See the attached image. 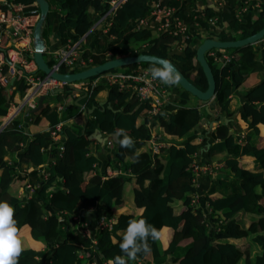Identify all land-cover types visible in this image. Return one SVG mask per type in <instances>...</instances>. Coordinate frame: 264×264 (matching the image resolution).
I'll use <instances>...</instances> for the list:
<instances>
[{"label": "trees", "instance_id": "1", "mask_svg": "<svg viewBox=\"0 0 264 264\" xmlns=\"http://www.w3.org/2000/svg\"><path fill=\"white\" fill-rule=\"evenodd\" d=\"M11 1L23 4L26 13L40 14L36 0ZM46 1L50 11L44 20L42 37L46 39L48 34L52 39L55 30L58 45L66 43L70 30L74 40L88 33L109 8L104 0ZM150 1L127 0L117 12L108 35L100 38L101 31H98L90 38L94 49L109 50L113 54L107 57L92 53L93 65L118 57L136 56L139 53L134 51V46L149 42L145 53L169 59L191 83L206 91L208 81L196 55L203 41H236L264 28V0H260L259 11L250 9L242 20L233 18L232 10L239 2L243 4L249 0H226L227 7L220 9L208 4L200 9L195 0L182 3L166 0L181 8L180 15L190 26L199 23L201 27V37L190 39L182 52H176L173 50L178 39L172 35L156 33L153 27L133 30L134 21L150 15ZM213 17L218 18L219 27H225L219 33L210 32L209 19ZM225 22H228L227 27ZM111 35L119 39L116 45L109 43ZM6 44L5 40L0 45V54L5 55L9 50ZM230 50L236 61L229 66L221 67L208 60L217 83L212 100L230 120L238 121L247 130L244 144L231 133L225 117H217L215 129L200 142L188 140L201 132L204 118L212 119L206 108H202L212 100H200L178 81L168 85L172 94L167 105L175 109L168 111L166 105L152 121L155 119L167 134L185 143L163 146L159 154H153L147 147V141L152 138L148 115L152 105L141 102L132 92L119 91L116 86L98 85L84 97V94L74 96L73 88L67 85L62 93L47 95L42 108L31 112L33 120L27 124L37 128L36 132H26L22 117L4 128L0 133V201H7L15 209L14 219L23 246L17 264H109L118 255L123 256L127 264H264V136L261 130L264 128V77L261 78L264 39ZM45 59L49 66L55 62L47 53ZM8 66H3L4 75H9ZM140 67L151 69L159 65L140 63L115 70ZM61 71L66 72V69ZM37 73L45 76L40 70ZM27 74L23 73L7 87L0 84V117L8 115L16 93L23 97L29 90ZM101 93H106L104 99L100 98ZM238 95H244L246 101L231 112L232 97ZM80 97L84 98L77 104ZM59 103H64L61 116L57 109ZM94 107V112L90 113ZM59 121L64 123L63 133L67 137L62 156L59 149L52 148L51 130ZM96 130L109 136H116L118 130H123L133 140V146L126 148L119 143L123 136H116L114 148L109 153V160H115L120 173H105V166L92 153L90 145L94 140L90 136ZM203 150L211 162H224L204 195L209 205L208 215L193 203L197 187L191 165L194 155L198 153L200 157ZM9 154H18L19 161L9 162ZM243 156L253 157L260 170L247 171L240 161ZM49 158L55 162L48 164ZM25 164L32 166L33 171L18 173L17 168ZM45 164L42 171H47V178L39 171ZM28 179L36 185L35 191L32 198L21 202L18 195ZM132 181L134 199L129 210L125 187ZM229 183L238 186L227 193L216 191L217 184ZM258 188L261 192L257 195ZM94 208L99 210L92 227L83 225L87 222L82 214ZM102 213L113 219L111 230L97 228ZM141 218L157 229L170 228L171 234L167 238L163 231L159 241L149 239L150 252H140L135 260H127L119 244L129 220ZM88 229L91 235L86 234ZM29 238L32 243L41 241L46 247L40 250L29 245Z\"/></svg>", "mask_w": 264, "mask_h": 264}, {"label": "built area", "instance_id": "2", "mask_svg": "<svg viewBox=\"0 0 264 264\" xmlns=\"http://www.w3.org/2000/svg\"><path fill=\"white\" fill-rule=\"evenodd\" d=\"M104 1L105 4L109 6L108 10L99 20L96 21L88 33L80 36L78 39L74 40L72 36L63 45L49 47L46 40L42 37L45 42L44 57L45 53H47L50 60L53 59L55 61L54 64L50 66L54 72L73 74L95 67V65H93V58L91 56L93 53L91 50L94 49L90 50L88 47L90 38L98 31H101L100 38H102L104 35H108L117 12L123 7L124 3L127 2V0ZM165 1L166 0H151L150 15H148L146 18L144 17L134 21L133 30L140 31L149 27H153L155 28L156 33L164 32L168 35H172L178 39L176 44L177 46L173 51H182L187 41L193 38L201 37L200 24L196 23L194 26H190L180 15V7L172 6ZM179 1L182 3L186 0ZM212 1L213 7H216V9L227 7L226 0ZM251 1H256V4H251ZM250 9L259 11L261 9L260 0L245 1L235 11L236 17L239 20H242L244 14L248 13ZM40 18L41 12L40 14L26 13L23 4L15 3L11 0H0V45L6 40V46L9 49L5 53L6 56L3 53L0 54V84L4 87H7L17 77L21 78L23 73H28L26 80L30 84V88L24 96L25 101L23 104H28L34 110L38 106H36V103H33L36 96L57 94L55 93L56 90L62 88L64 91V88L67 85L73 88L74 96L81 94L86 96L89 92L101 84L107 86H116L119 91L132 92L140 99L141 102L150 103L152 106L148 111V115L151 118L159 115L162 109L170 101L169 97L171 96L172 91L169 90V86L162 83L159 79H153L150 69L144 67L130 70H111L94 78H89L74 83L62 82L53 78L51 75L45 74V76H43L37 73L38 67L34 60V32ZM217 22V17L209 19L211 33H219L221 30L225 29V27H219ZM225 23V26L227 27L228 22ZM109 39L112 41L119 40L115 35L109 36ZM94 54H103L107 57L112 56V52L109 50L103 52V50L101 51L96 49ZM206 57L207 60L210 59L214 64L221 67L229 66L230 64L234 63V61H236L235 54L230 53V51L225 49H211L206 53ZM6 64L9 65V75L3 74V66ZM20 65H22L24 69L20 70ZM63 68L66 69V72L61 71ZM12 90H14V88H12ZM11 106H13V103ZM57 107H59L61 116L64 109V103H59ZM17 111L19 112L21 110L17 108ZM6 120V122H2L0 125V133L7 125L12 122L13 118L9 117L8 114ZM29 120L32 121L33 118L30 116ZM63 131L64 123L61 121H59V123L56 124V126L51 130L53 139L52 148L59 149L61 156L65 151V143L67 139ZM237 138L239 140L238 142L241 144H244L246 141L245 134H242ZM163 146L164 143L158 139V135L156 133H152V138L147 141V147L149 150L153 154H159ZM193 159L194 160L191 165V170L194 176L195 185L202 177L216 176L219 168L222 166L220 163L214 164L210 160H203V158L199 157L198 153L194 155ZM50 162L54 163L55 159L50 158L48 164ZM43 173L46 174L45 178H47V171L44 170L42 171V174ZM25 191L26 193L28 192L33 194L35 187L29 185L28 183L27 185L23 186L18 197H20L22 194H25ZM193 203L196 206L199 205V195L196 194ZM80 219L81 217H79L78 221H80ZM113 224V219L108 218L102 213L97 222V228L111 230ZM83 225L88 226L87 223H83ZM86 234H89L88 230H86Z\"/></svg>", "mask_w": 264, "mask_h": 264}, {"label": "crops", "instance_id": "3", "mask_svg": "<svg viewBox=\"0 0 264 264\" xmlns=\"http://www.w3.org/2000/svg\"><path fill=\"white\" fill-rule=\"evenodd\" d=\"M197 5L200 7V9H204L206 7V4H208L210 7H213V1L212 0H207V1H204V0H195ZM242 3L239 2L237 4V7L234 9V11L232 10L233 12V18H237L236 17V10L239 8V6L241 5ZM249 13V11H248ZM245 16V14H244ZM247 18H249V16L247 15ZM229 22V21H228ZM52 35H53V40H52V46H57L58 43H59V37L56 35V31L54 30V32H52ZM73 34H72V31L70 30L69 31V35H68V39L70 37H72ZM110 40V39H109ZM119 42L118 41H112L110 40V44L112 45H116L117 43ZM93 41L92 39H90L89 41V45L88 47L91 49H94L93 47ZM93 51V53L96 51V49L94 50H91ZM113 55V54H112ZM261 61L264 63V54L262 56V59ZM19 69L22 70L24 69V67L22 65L19 66ZM264 77V74L262 73L261 74V78ZM14 90L11 91V93L13 92ZM173 95H175L174 93H176V89L173 90ZM178 92V91H177ZM43 96V95H39V96H36L34 98V102L33 103H36V106L38 105L39 103V99L40 97ZM45 96V95H44ZM106 96V93H101L100 95V98L101 99H104ZM46 97V96H45ZM20 99H22L20 101ZM46 99V98H45ZM25 101V97L21 96L20 94L16 93L15 97H14V102H13V106H11L9 108V111H8V114H9V117H12L13 120L16 119V118H19V117H22L24 122L22 124V127H24V129L26 130V132H36L37 131V128H33L34 126H30L28 125L27 123L29 122V118H30V114L31 112L33 111L32 107L29 106L28 104H23ZM246 101V98L244 95H238V96H234L232 97V101H231V104H230V111L233 112V111H236L241 105L243 102ZM169 104H173V103H169ZM174 105V104H173ZM21 106V107H20ZM17 108H19L21 111H17ZM171 108V109H170ZM202 108H206L207 112L209 114L212 115V119L209 120V118H204L203 119V122L200 126V133L199 134H196L194 136H191L188 138V140H197V141H201L203 137H205V135H210V133L215 129V124L217 123V121H215V119L217 117H221L223 116V119L224 117L228 120V122L230 123V126H231V133L235 134L236 137L240 136V135H246L248 132L247 130H245L244 127H241L240 124L238 123V121H235L231 118V120L226 116L225 113H222L221 110H220V107L214 102V100H212L209 104H206V105H203ZM209 108V109H208ZM58 111H59V107H57ZM166 109L169 111L170 110H174L175 107L174 106H168L166 107ZM60 113V111H59ZM7 117V116H6ZM6 117H0V122H3L4 119H6ZM238 118V117H237ZM12 120V121H13ZM79 122H81V118L78 119ZM151 123H149V126L151 127L152 129V133H155L153 130L156 129H159L160 131H162L160 133V135H158V139L164 143V146L166 145H171L173 143H180V144H176L177 146H182L185 141L182 142L181 139H179L178 137L176 136H172V135H169L165 132V130L159 126V124L157 123V121L154 119L152 121V118H151ZM243 129H241L240 127ZM262 130V134L264 136V128L262 127L261 128ZM158 134V133H156ZM261 134V135H262ZM102 137L105 138V141H100L99 139H96V138H93V142L91 143L90 147H91V150H92V153L98 157L100 160H101V164L103 166H105L106 168V172L108 175H115V174H118L120 173V169H119V166L115 163V160H109L108 156H109V153L113 150L114 148V145H115V140H116V136H109L105 133H101ZM200 157L201 158H204L205 160H210L209 159V156H208V153L206 151H201L200 152ZM7 160L11 163L15 162V161H19V157H18V154H9L7 156ZM50 160V158H49ZM211 161V160H210ZM242 165L244 166V168L247 170V171H250V172H257L260 170V168H258V166H256V163H255V160L253 157L251 156H243L241 157L240 159ZM214 164H217V162H212ZM220 163L221 165L224 164L223 161L221 162H218ZM44 166V167H43ZM46 164L45 165H42L41 167H39V171H42L44 168H45ZM17 171L18 173H30L31 171H33V168L32 166H30L29 164H25L23 165V167H18L17 168ZM2 174V171L0 170V175ZM40 175V172L38 173V176ZM213 177V176H212ZM202 177L198 180L197 184H196V187H197V195H199V205L198 208L199 210L203 211V213L207 214L209 213V205L207 203V201L205 200V197L204 195L206 196V192L210 189L211 187V181L214 179V177ZM28 183L29 185H32L33 187H35V184L30 181V179H28ZM217 187L216 188V191L219 192V193H227L229 190H232L233 188H236L238 186L237 183H229V184H223V185H220L217 184L216 185ZM261 190L260 188L257 189V195L260 194ZM33 194L31 193H26L25 191V194H22L19 199L21 202H25L27 201L28 199L32 198ZM96 208L90 210V211H87V212H84L82 214V216L84 217L85 221L87 222L88 225H91L92 227V224L94 223V219H96V216L98 214V210H95ZM213 225L211 224V227ZM93 229L95 230V228L93 227ZM27 230V229H26ZM165 232L166 235H167V238L168 236H170L171 234V229L170 228H164L162 230V232ZM88 232L90 233L91 235V232H90V229H88ZM26 234H27V231H26ZM32 239L29 238L27 239V241H29V245L37 248V249H40V250H43L46 246L41 242V241H31ZM167 244V243H166ZM166 246V245H165ZM95 264V263H93Z\"/></svg>", "mask_w": 264, "mask_h": 264}, {"label": "water", "instance_id": "4", "mask_svg": "<svg viewBox=\"0 0 264 264\" xmlns=\"http://www.w3.org/2000/svg\"><path fill=\"white\" fill-rule=\"evenodd\" d=\"M36 1L39 3L40 6L41 18L34 32L35 63L38 67V70L44 72L47 75H51L53 78L57 80L67 83H74L77 81L94 78L105 72L130 65H135L140 63H153L160 66L164 61H168L170 64L174 66L176 72L179 75V79H178L179 85L188 92H190L193 96L199 98L202 101L207 102L214 98L217 89V83L211 65L207 60L206 53L214 48L225 49V50L241 48L244 46L253 45L264 39V28H263L261 31H259L254 35H251L243 39H238L236 41H221L216 39H206L205 41H203V43L198 47L196 55H197V60L201 64L208 81V88L206 91L200 90L193 83H191L188 80V78L178 69V67L169 59L161 58L148 53H143L136 56L118 57L79 73L64 74V73L54 72L53 69H51V67L48 65V63L45 60L44 57L45 42L44 39L42 38V26L44 24V20L46 16L50 11V5L46 0H36ZM59 92H63V89L61 88L55 91V93H59ZM84 97L78 98L76 103L79 104L82 98ZM45 98L46 97L44 95L40 97L38 106L32 111L33 113L39 111L42 108ZM108 108L112 109V106L108 105ZM94 110L95 107L91 109L89 112L93 113ZM221 117L223 118V116ZM225 122L229 123L227 119H225ZM90 138L91 139L96 138L99 139L100 141H105V138L102 137L101 132L99 130H96V132L92 136H90Z\"/></svg>", "mask_w": 264, "mask_h": 264}, {"label": "clouds", "instance_id": "5", "mask_svg": "<svg viewBox=\"0 0 264 264\" xmlns=\"http://www.w3.org/2000/svg\"><path fill=\"white\" fill-rule=\"evenodd\" d=\"M150 72L153 79H159L165 85H173L179 79L174 66L168 61H164L159 67H152ZM115 135L123 136L119 141L122 147L133 146V140L124 134L123 130H118ZM14 215V207L7 201H0V264H17V258L23 251ZM161 233L162 229H157L144 218L129 220L119 248L127 260H135L138 253L151 251L148 240L159 241ZM109 264H127V261L118 255L114 262L110 261Z\"/></svg>", "mask_w": 264, "mask_h": 264}, {"label": "rangeland", "instance_id": "6", "mask_svg": "<svg viewBox=\"0 0 264 264\" xmlns=\"http://www.w3.org/2000/svg\"><path fill=\"white\" fill-rule=\"evenodd\" d=\"M244 21V20H243ZM46 42H47V45L50 47L52 46V39H50V37L48 36L47 34V37H46ZM150 47V43L149 42H143V43H139V44H136L134 46V51L137 52V53H144L146 52ZM178 52H182V51H178ZM233 51L230 50V53H232ZM49 56V55H48ZM22 99H20L21 101ZM8 116V115H7ZM32 117V116H31ZM33 118V117H32ZM7 120L4 119L3 120V123L6 122ZM2 124V122H0V125ZM33 126V125H32ZM163 128V127H162ZM164 129V128H163ZM155 133H158L157 135H160V133L162 131H160L159 129H156L153 130ZM133 186H134V183L133 181L132 182H127L126 183V187H125V201H126V206L128 207L129 210H131V200L134 199V191H133ZM28 243V242H27ZM244 243H247V242H244ZM29 244V243H28Z\"/></svg>", "mask_w": 264, "mask_h": 264}]
</instances>
